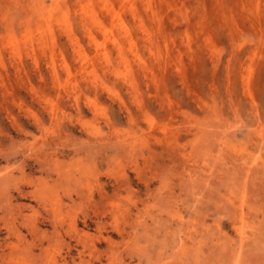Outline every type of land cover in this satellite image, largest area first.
<instances>
[{
  "label": "rangeland",
  "instance_id": "rangeland-1",
  "mask_svg": "<svg viewBox=\"0 0 264 264\" xmlns=\"http://www.w3.org/2000/svg\"><path fill=\"white\" fill-rule=\"evenodd\" d=\"M0 264H264V0H0Z\"/></svg>",
  "mask_w": 264,
  "mask_h": 264
},
{
  "label": "bare ground",
  "instance_id": "bare-ground-1",
  "mask_svg": "<svg viewBox=\"0 0 264 264\" xmlns=\"http://www.w3.org/2000/svg\"><path fill=\"white\" fill-rule=\"evenodd\" d=\"M95 24L96 25H98L99 27H101V28H103V25H102V23L101 22H99V21H96L95 22ZM118 25V24H117ZM119 25H120V23H119ZM118 25V26H119ZM121 25H122V27H125V33H130V31H129V29H128V26L124 23V22H122L121 23ZM49 29H50V27H49ZM52 29V28H51ZM120 29V28H119ZM124 29V28H123ZM91 30V29H90ZM100 30V29H99ZM131 30V29H130ZM107 31H109V29L107 30ZM127 31V32H126ZM93 32V31H92ZM111 32V31H110ZM71 35V34H70ZM112 35V34H111ZM129 35V34H128ZM94 36V35H93ZM127 36V35H126ZM91 37V36H90ZM113 37V35L111 36V38ZM92 38V37H91ZM90 38V39H91ZM72 39V38H71ZM110 39V38H109ZM95 41V40H94ZM111 41V40H110ZM77 42V41H76ZM96 42V41H95ZM112 42V41H111ZM115 43H116V41H115ZM17 44V43H16ZM101 44V43H100ZM105 45V44H104ZM76 46V45H75ZM77 47V46H76ZM80 47V46H79ZM117 47H118V51H121V46L118 44L117 45ZM78 48V47H77ZM99 48V47H98ZM97 48V49H98ZM102 50V49H101ZM79 51V50H78ZM81 51V50H80ZM31 52V51H30ZM80 53V55H81V57L83 58V60L85 59V60H89V59H86V57L85 56H83V53L82 52H79ZM62 54V53H61ZM103 58H105V61L107 62V63H111V59H110V57H109V54L106 52V51H104V53H103ZM63 59V58H62ZM37 60V59H36ZM91 60V59H90ZM88 63H90V62H88ZM64 64V63H63ZM91 64H92V62H91ZM84 65H87V61H86V63L84 62ZM93 65L94 64H92V68L91 69H93V73H94V71H95V68L93 67ZM141 65V64H140ZM68 66V65H67ZM88 66V65H87ZM86 66V67H87ZM128 66V65H127ZM66 67V66H65ZM85 67V68H86ZM67 68V67H66ZM57 70V69H56ZM86 70V69H85ZM84 71V70H83ZM92 71V70H91ZM96 73V72H95ZM86 74H89L87 71H86ZM91 74V73H90ZM95 76H97V74H94ZM98 81V80H97ZM95 82V81H94Z\"/></svg>",
  "mask_w": 264,
  "mask_h": 264
}]
</instances>
